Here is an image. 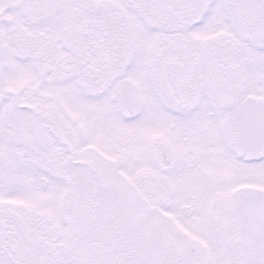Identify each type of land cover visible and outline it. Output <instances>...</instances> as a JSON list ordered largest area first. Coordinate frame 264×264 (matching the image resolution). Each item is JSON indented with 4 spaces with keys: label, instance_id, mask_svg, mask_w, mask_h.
I'll return each instance as SVG.
<instances>
[{
    "label": "snow or ice",
    "instance_id": "snow-or-ice-1",
    "mask_svg": "<svg viewBox=\"0 0 264 264\" xmlns=\"http://www.w3.org/2000/svg\"><path fill=\"white\" fill-rule=\"evenodd\" d=\"M0 264H264V0H0Z\"/></svg>",
    "mask_w": 264,
    "mask_h": 264
}]
</instances>
